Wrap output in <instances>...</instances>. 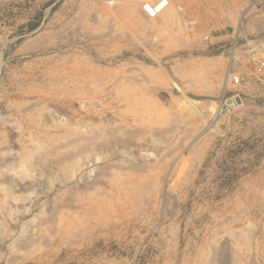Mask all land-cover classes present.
Masks as SVG:
<instances>
[{"label":"rangeland","instance_id":"obj_1","mask_svg":"<svg viewBox=\"0 0 264 264\" xmlns=\"http://www.w3.org/2000/svg\"><path fill=\"white\" fill-rule=\"evenodd\" d=\"M146 1L0 0V264H264V30Z\"/></svg>","mask_w":264,"mask_h":264},{"label":"crops","instance_id":"obj_2","mask_svg":"<svg viewBox=\"0 0 264 264\" xmlns=\"http://www.w3.org/2000/svg\"><path fill=\"white\" fill-rule=\"evenodd\" d=\"M173 1L174 0H171L172 3ZM240 1H241V4L239 5L240 11L238 14L235 15V17L229 23L230 28L232 29L233 39L247 38L255 34L261 33L264 30V9H260V10L250 9L245 15H243V12L247 7L248 0H240ZM170 11L171 8L168 9L167 13ZM161 16H159L156 20L161 19ZM222 18L223 16L220 15L212 19V21L210 22H212L213 25L210 27V29L213 31L217 30L218 29L217 26L221 24Z\"/></svg>","mask_w":264,"mask_h":264},{"label":"built area","instance_id":"obj_3","mask_svg":"<svg viewBox=\"0 0 264 264\" xmlns=\"http://www.w3.org/2000/svg\"><path fill=\"white\" fill-rule=\"evenodd\" d=\"M168 0H163L160 4L157 5L155 1H146L142 4V13L147 18L156 19L158 18L163 11L168 7ZM248 7H254L259 4H263L264 0H248ZM159 10V7L162 6ZM150 10L155 11L157 15L152 17L150 15ZM247 45V61L252 66V69L259 75L264 76V41L259 39L248 40ZM231 82L233 85H237L241 83V78L238 75H233L231 78Z\"/></svg>","mask_w":264,"mask_h":264}]
</instances>
